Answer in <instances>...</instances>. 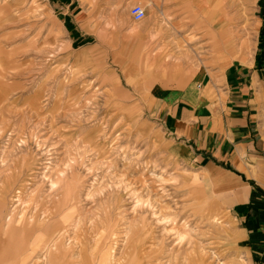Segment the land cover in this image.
Wrapping results in <instances>:
<instances>
[{
    "label": "rangeland",
    "instance_id": "obj_1",
    "mask_svg": "<svg viewBox=\"0 0 264 264\" xmlns=\"http://www.w3.org/2000/svg\"><path fill=\"white\" fill-rule=\"evenodd\" d=\"M217 1L256 24L251 56L262 59L264 0ZM53 2L0 0V264H16L18 251L36 246L47 264L54 247L56 264H130L137 236L149 264L195 256L246 263L227 250L232 226L195 205L198 189L165 156L142 96L111 70L115 44L147 33L146 21L130 18L125 31L114 30L97 0H75L73 16L90 37L84 49L70 47ZM135 5L145 11L144 2ZM202 32L203 59L212 62Z\"/></svg>",
    "mask_w": 264,
    "mask_h": 264
},
{
    "label": "crops",
    "instance_id": "obj_2",
    "mask_svg": "<svg viewBox=\"0 0 264 264\" xmlns=\"http://www.w3.org/2000/svg\"><path fill=\"white\" fill-rule=\"evenodd\" d=\"M53 1L66 44L83 43L79 48L84 49L90 35L85 24L78 28L75 0ZM138 2L145 4L147 33L136 30L127 43L115 44L111 70L120 85L144 99L157 133L163 135L165 156L198 189L199 211H208L214 221L217 214L232 226L224 231L234 242L229 253L247 264H264V57L256 65V52L249 58L233 55L232 4L221 8L217 0H97V12L109 15L114 30L125 31L130 18L136 22L130 9ZM119 11L125 14L122 22ZM203 30L216 57L212 62L203 59ZM139 242L137 236L130 264H149L137 253ZM37 252V246L18 251L16 264H47ZM53 252L48 264H56ZM188 264L210 263L195 256Z\"/></svg>",
    "mask_w": 264,
    "mask_h": 264
},
{
    "label": "bare ground",
    "instance_id": "obj_3",
    "mask_svg": "<svg viewBox=\"0 0 264 264\" xmlns=\"http://www.w3.org/2000/svg\"><path fill=\"white\" fill-rule=\"evenodd\" d=\"M255 27L256 24L250 20L248 14L244 15L240 14L239 12H235V14L233 15V46L231 48L233 51V55L239 52V55L243 56L242 58H249L251 56V35L254 34ZM229 52H231L230 49L228 50V53ZM51 248L53 247L51 246ZM55 248L56 247L53 248L54 251Z\"/></svg>",
    "mask_w": 264,
    "mask_h": 264
},
{
    "label": "built area",
    "instance_id": "obj_4",
    "mask_svg": "<svg viewBox=\"0 0 264 264\" xmlns=\"http://www.w3.org/2000/svg\"><path fill=\"white\" fill-rule=\"evenodd\" d=\"M130 15L134 21L139 22L144 19L145 11L141 6L135 5L130 9Z\"/></svg>",
    "mask_w": 264,
    "mask_h": 264
},
{
    "label": "trees",
    "instance_id": "obj_5",
    "mask_svg": "<svg viewBox=\"0 0 264 264\" xmlns=\"http://www.w3.org/2000/svg\"><path fill=\"white\" fill-rule=\"evenodd\" d=\"M262 22H263L262 28L264 29V9H263V13H262ZM260 38H261V44L260 45H262L264 47V34L261 33ZM255 59H256V65H258V59H259L258 53L256 54Z\"/></svg>",
    "mask_w": 264,
    "mask_h": 264
}]
</instances>
